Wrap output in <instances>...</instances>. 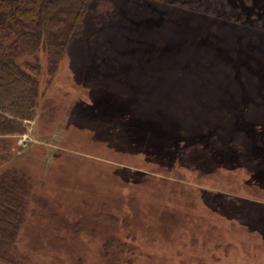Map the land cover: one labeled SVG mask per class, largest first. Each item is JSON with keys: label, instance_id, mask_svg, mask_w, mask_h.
Listing matches in <instances>:
<instances>
[{"label": "rangeland", "instance_id": "rangeland-1", "mask_svg": "<svg viewBox=\"0 0 264 264\" xmlns=\"http://www.w3.org/2000/svg\"><path fill=\"white\" fill-rule=\"evenodd\" d=\"M98 10L4 140L31 189L0 264H264V0Z\"/></svg>", "mask_w": 264, "mask_h": 264}, {"label": "trees", "instance_id": "trees-1", "mask_svg": "<svg viewBox=\"0 0 264 264\" xmlns=\"http://www.w3.org/2000/svg\"><path fill=\"white\" fill-rule=\"evenodd\" d=\"M111 1L0 0V165L7 156L4 140L24 134V122L34 117L41 95V55L52 77L70 44L82 38L84 19ZM174 3L169 5L192 10ZM30 189L24 173L6 170L0 175V260L7 261L16 246Z\"/></svg>", "mask_w": 264, "mask_h": 264}, {"label": "built area", "instance_id": "built-area-1", "mask_svg": "<svg viewBox=\"0 0 264 264\" xmlns=\"http://www.w3.org/2000/svg\"><path fill=\"white\" fill-rule=\"evenodd\" d=\"M23 141H25V140L23 139V140H21L20 142H21V143H24Z\"/></svg>", "mask_w": 264, "mask_h": 264}]
</instances>
